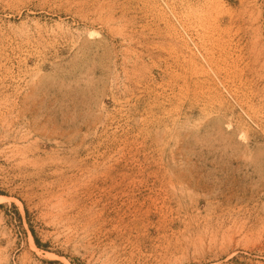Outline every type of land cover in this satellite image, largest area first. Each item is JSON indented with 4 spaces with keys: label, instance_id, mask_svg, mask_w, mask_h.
Masks as SVG:
<instances>
[{
    "label": "rangeland",
    "instance_id": "1",
    "mask_svg": "<svg viewBox=\"0 0 264 264\" xmlns=\"http://www.w3.org/2000/svg\"><path fill=\"white\" fill-rule=\"evenodd\" d=\"M0 264H264V0H0Z\"/></svg>",
    "mask_w": 264,
    "mask_h": 264
},
{
    "label": "bare ground",
    "instance_id": "2",
    "mask_svg": "<svg viewBox=\"0 0 264 264\" xmlns=\"http://www.w3.org/2000/svg\"><path fill=\"white\" fill-rule=\"evenodd\" d=\"M93 33H91V35H92Z\"/></svg>",
    "mask_w": 264,
    "mask_h": 264
}]
</instances>
